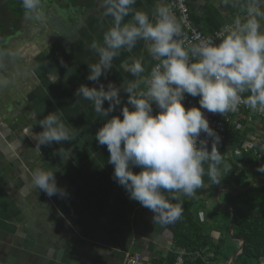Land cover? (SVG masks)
<instances>
[{"label": "crops", "instance_id": "crops-1", "mask_svg": "<svg viewBox=\"0 0 264 264\" xmlns=\"http://www.w3.org/2000/svg\"><path fill=\"white\" fill-rule=\"evenodd\" d=\"M168 1L136 0L133 8L152 19L157 3ZM188 3L194 21L207 34L245 13L243 3L239 7L224 6L220 0ZM52 4L44 34L28 36L20 47L7 49L14 56L5 59L0 69L12 81L0 98V264H127V253L136 251L142 254L138 264H162L172 249L179 219L168 225L153 221L151 211L129 199L113 179L106 145L95 139L106 118L98 117L89 101L75 95L81 84L96 88L103 84L107 90L109 83L120 87L134 80L125 71L132 59L142 60L148 71L156 61L145 42L138 41L132 52L121 51L98 82L89 81L88 65L99 59L90 45L94 40L102 43L111 17L102 19V0H53ZM130 20L131 15L124 22ZM127 96L121 89V104L107 119H123L121 109L130 107ZM56 111L79 135L63 145L54 142L39 148L33 139L42 131L38 120ZM61 146L72 149L66 161L57 154ZM36 168L55 171L57 185L68 195L49 198L32 188L30 173ZM216 189L205 177L204 187L193 197H182V203L195 201L199 218L213 220V209L207 214L200 203L215 201ZM213 236L219 238L220 231L214 230Z\"/></svg>", "mask_w": 264, "mask_h": 264}, {"label": "clouds", "instance_id": "clouds-1", "mask_svg": "<svg viewBox=\"0 0 264 264\" xmlns=\"http://www.w3.org/2000/svg\"><path fill=\"white\" fill-rule=\"evenodd\" d=\"M220 2L232 7L243 3L244 17L236 16L218 43L211 36L193 43L187 41L183 18L175 15L170 4L157 3L150 19L145 11L133 8L136 0H102V19L111 17V26L104 31L102 43L94 40L90 45L99 59L88 65L87 79L98 82L113 68L121 51L132 52L138 41L145 42L156 63L148 71L142 60L132 59L125 71L134 80L120 87L109 83L107 90L103 84L99 88L81 84L75 92L91 103L98 117L106 118L95 139L110 153L113 179L129 199L151 211L153 221L161 224H172L182 216V197H193L204 187L205 177L212 184L223 179L219 175L223 160L217 148L220 137L201 109L226 115L237 112L243 103L251 111L264 114V0ZM21 6L27 18L42 17V0H21ZM129 15L131 20L125 23ZM13 56L0 49V69L5 59ZM11 82L0 74V90ZM121 89L128 94L130 107L121 109L123 119H107L121 104ZM185 94L199 97L200 107L186 110L182 103ZM105 101L109 102L107 108L103 107ZM153 104L159 109L155 115ZM38 124L42 131L34 133L33 139L39 148L54 142L63 145L79 135L65 123L60 111L49 113ZM201 132L212 138L211 150L207 140H198ZM57 154L66 161L72 149L61 146ZM257 171L264 173V165ZM54 173L44 168L31 171L32 188L49 198L67 196Z\"/></svg>", "mask_w": 264, "mask_h": 264}, {"label": "trees", "instance_id": "trees-1", "mask_svg": "<svg viewBox=\"0 0 264 264\" xmlns=\"http://www.w3.org/2000/svg\"><path fill=\"white\" fill-rule=\"evenodd\" d=\"M23 12L22 8L20 14ZM253 133L254 140L251 138ZM218 150L222 156L231 158L232 167L228 175L232 176L236 186L245 187L264 174L258 172L255 178L248 180L247 170L238 168L241 164L253 168L264 165V115L255 116L242 130L231 131L228 141ZM233 194L229 199L236 209L234 233L245 239V245L232 264H264V179L250 191ZM195 205V201L183 203V213L174 233L172 249L162 264H174L180 255L184 264H220L229 260L239 247V241L235 239V245L233 243L229 248L222 241L223 231L229 235L230 210H225L226 217L222 218L217 228L221 242H215L214 236L204 229Z\"/></svg>", "mask_w": 264, "mask_h": 264}, {"label": "built area", "instance_id": "built-area-1", "mask_svg": "<svg viewBox=\"0 0 264 264\" xmlns=\"http://www.w3.org/2000/svg\"><path fill=\"white\" fill-rule=\"evenodd\" d=\"M167 4H170L173 7V11L178 18H183V31L185 33L186 39L189 42H198L203 38H207L209 36L213 37L215 41L218 43L220 39L225 34L226 26L232 25L234 20L228 23H225L222 27L215 30L214 32L207 34L205 33L194 21L188 0H169ZM245 15V13H244ZM244 15H240L241 18ZM156 63V62H155ZM154 63V64H155ZM248 93H245L246 97ZM186 110L193 106L200 107L199 105V97H192L188 94H185V98L182 101ZM204 116L207 118L209 122V126L219 135L220 142L217 145V148L226 143L229 139V135L231 131L242 130L247 125V123H251L255 116H261L264 114L253 112L248 107H246L243 103H241L239 110L235 113H228L226 115H221L219 113H210L206 110L201 109ZM159 109L153 104V115L157 114ZM199 139L208 141V148L211 150L212 146V138L207 137L205 133L201 132ZM142 258V254L138 251L133 253H127L126 255V263L127 264H138ZM174 264H184V259L182 255L178 257Z\"/></svg>", "mask_w": 264, "mask_h": 264}, {"label": "rangeland", "instance_id": "rangeland-1", "mask_svg": "<svg viewBox=\"0 0 264 264\" xmlns=\"http://www.w3.org/2000/svg\"><path fill=\"white\" fill-rule=\"evenodd\" d=\"M21 5V0H0V8L2 7H6L8 11H11V10H16L18 6ZM6 11V10H5ZM17 12V11H16ZM10 18H12V15L9 16L8 14V17L6 16H2L0 15V25L1 24H4V26L6 27L10 21ZM23 42V40H18L16 42V46L14 48H17V47H20V44ZM7 48V47H6ZM5 48H3L2 50H4ZM13 96V95H11ZM11 96H8V99H12ZM15 97V96H14ZM251 138L254 140L255 139V134H251ZM222 160H223V163L219 169V175H220V178H223L221 183L220 184H212V186L216 189L217 187L221 186V185H228V186H236V183L234 181V179L232 178V176L228 175V173L230 172V169L232 167V161H231V158L229 157H225V156H222ZM239 169H246L248 174H249V178L248 180H252L253 178L256 177L258 171H257V168H253L252 166L250 165H245V164H241L238 166ZM223 193H225L223 195V200L225 199H229V198H232L234 196V192H231L229 190H223L222 191ZM226 195V196H225ZM222 201V200H221ZM201 208L204 209L206 211V213L208 214L210 212V209H213V212L212 214V217H213V220L212 219H202V216L200 215V219H202L203 221V227L204 229L207 231V232H210V234L213 236V231L219 227V223L220 221L222 220V218H225L226 216H223V207L220 203L218 202H211L210 204H206V203H203L201 202ZM224 234L222 236V241L224 240L225 241V244H226V248H229L230 245H235V241L233 240V238L231 237V235H227L225 233V231H223ZM217 233H214V235H216ZM231 238H230V237ZM216 240H214L215 242H221L219 240L218 237H215ZM238 241V240H236ZM231 249H229L230 251Z\"/></svg>", "mask_w": 264, "mask_h": 264}, {"label": "flooded vegetation", "instance_id": "flooded-vegetation-1", "mask_svg": "<svg viewBox=\"0 0 264 264\" xmlns=\"http://www.w3.org/2000/svg\"><path fill=\"white\" fill-rule=\"evenodd\" d=\"M52 1L53 0H42L43 4L46 5L48 8H51V6L53 5ZM21 9H22L21 5L18 6L16 10H11V11H8L6 7L0 8V15L6 16V17H8V14H9V16L12 15V18H10V21L6 27L4 26V24L0 25V49L5 48L4 50L6 51L8 48L9 49L14 48L16 46V42L18 40L14 41L10 45V47H8V48H6L7 46H5V41L9 36H14L17 38L20 30L25 29V32H26L25 35H27V36L33 35L34 36L36 34H33V33L41 32V29L39 28V26L41 28H44L43 25H45V26L47 25V19L49 17L48 15L42 14V17L40 19H34V18L30 19V18H27L25 16L24 12L20 14ZM16 38H14V39H16ZM19 61L20 60H16L15 63H18ZM2 96H3L2 90H0V98L1 99H2ZM1 110H2V106L0 107V111Z\"/></svg>", "mask_w": 264, "mask_h": 264}, {"label": "water", "instance_id": "water-1", "mask_svg": "<svg viewBox=\"0 0 264 264\" xmlns=\"http://www.w3.org/2000/svg\"><path fill=\"white\" fill-rule=\"evenodd\" d=\"M57 12L61 15L63 10H59V11L57 10ZM42 13L45 15H48V16L50 14V8H48L46 5H44L43 2H42ZM53 13H56V9H55V12H53ZM39 28L41 29V32L33 33V34H36V36H40L44 33L45 29L41 28L40 26H39ZM18 34L19 35L17 38L14 36H9L6 39L5 46H7V48L10 47V45L16 40H23L24 41V40L28 39V36L25 35L26 34L25 29L20 30V32ZM14 38H16V39H14ZM263 179H264V174L259 176L257 179H255L254 181H252L249 185H247L245 187L221 185L216 189L215 194H214L215 201L220 203L222 205V207L229 209L231 211V220H230V224H229V234L233 237V239L239 241V247L237 248L236 251H234V253L231 255L229 260H227L224 263H220V264H232L236 260L238 255L242 253V251L244 249V245H245V239L243 237L241 238L240 236L235 235V233H234V221H235V217H236L235 205L233 203H231L230 201H227V202L221 201L220 197H219L221 191L225 189V190H229V191H232L235 193L247 192V191H250L257 183H259ZM225 203H227V204H225Z\"/></svg>", "mask_w": 264, "mask_h": 264}]
</instances>
